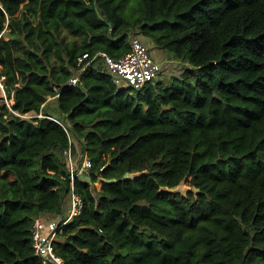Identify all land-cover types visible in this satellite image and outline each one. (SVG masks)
<instances>
[{
  "label": "trees",
  "instance_id": "16d2710c",
  "mask_svg": "<svg viewBox=\"0 0 264 264\" xmlns=\"http://www.w3.org/2000/svg\"><path fill=\"white\" fill-rule=\"evenodd\" d=\"M131 32L181 77L121 86L96 57L66 86ZM0 64L12 108L57 110L92 159L55 242L66 264H264V0H0ZM68 144L0 104V264H42L32 224L68 204Z\"/></svg>",
  "mask_w": 264,
  "mask_h": 264
},
{
  "label": "built area",
  "instance_id": "2783aa9c",
  "mask_svg": "<svg viewBox=\"0 0 264 264\" xmlns=\"http://www.w3.org/2000/svg\"><path fill=\"white\" fill-rule=\"evenodd\" d=\"M130 50L120 58H114L107 52L100 51L90 58L88 52L78 57L80 68L70 78L66 86L71 87L78 84L81 73L89 65L90 59H99L105 69L112 76L113 80L121 86H133L140 88L148 82L158 80L162 77L165 61L157 60L153 57L149 48L143 42L141 35L130 33ZM172 60V59H171ZM51 99V96L49 97ZM13 96L8 93L6 76L2 73L0 64V104H5L14 113L23 118L34 119L36 117H47L50 120L61 124L69 137V144L63 149L66 176L70 182L68 194V204L64 209L54 216L40 215L34 219L32 224V241L35 256L42 264H66L65 259L59 255L55 248L59 233L63 227L81 213L83 202L81 196L76 192V179L90 180L92 159L83 147L82 140L77 138L58 115L45 114L40 112L20 113L12 108Z\"/></svg>",
  "mask_w": 264,
  "mask_h": 264
},
{
  "label": "rangeland",
  "instance_id": "374dc122",
  "mask_svg": "<svg viewBox=\"0 0 264 264\" xmlns=\"http://www.w3.org/2000/svg\"><path fill=\"white\" fill-rule=\"evenodd\" d=\"M5 32H8L5 30L2 31L1 35ZM6 38L8 37V33L5 34ZM142 40L143 42L146 44V46L149 48L150 52L152 53V48L155 52L156 55L162 57L161 59L164 60L167 56V58L169 57H172L171 55L167 54L166 51H164L162 48L158 47L157 49H161L160 53L157 52L156 49H154V46H152V41L146 37H144L142 35ZM153 52V54H154ZM164 58V59H163ZM187 65L188 64H185L183 62H170V68H166L163 73H162V77L160 79H163L164 81H166L167 83L170 82V81H173L174 79L176 78H179L181 77V74L183 72V70L187 69ZM133 94H137V90L136 89H133ZM55 101L54 100H50L49 103H47V107L51 105L50 108H56V105H55ZM54 115L56 114V110H54Z\"/></svg>",
  "mask_w": 264,
  "mask_h": 264
},
{
  "label": "crops",
  "instance_id": "0c3cea01",
  "mask_svg": "<svg viewBox=\"0 0 264 264\" xmlns=\"http://www.w3.org/2000/svg\"><path fill=\"white\" fill-rule=\"evenodd\" d=\"M152 46H154V49H156L157 50V52H161L162 50L161 49H157L158 47L152 42ZM161 50V51H160ZM153 52H154V50H153V48H152V55H153V57L155 58V59H157V60H161V61H165L166 59H167V56H166V58L164 59V60H162L161 58L162 57H160V56H158V55H156L155 54V52H154V54H153ZM172 62V61H171ZM176 62V61H175ZM97 63H98V61H97ZM170 66V62H165V64H164V70L166 69V68H170L169 67ZM51 96V99H49V97ZM50 100H54L56 103H57V100H56V96H53V95H49L48 96V98H47V101H46V103H49V101ZM55 103V104H56ZM57 111V110H56ZM58 112V111H57Z\"/></svg>",
  "mask_w": 264,
  "mask_h": 264
},
{
  "label": "water",
  "instance_id": "95a60500",
  "mask_svg": "<svg viewBox=\"0 0 264 264\" xmlns=\"http://www.w3.org/2000/svg\"><path fill=\"white\" fill-rule=\"evenodd\" d=\"M97 11L99 12V9H97ZM99 13H100V12H99ZM100 16H101L102 18H104L102 14H100ZM107 23H108L110 29H112V27H113V23H112V21H111V20H107Z\"/></svg>",
  "mask_w": 264,
  "mask_h": 264
},
{
  "label": "clouds",
  "instance_id": "9594fccd",
  "mask_svg": "<svg viewBox=\"0 0 264 264\" xmlns=\"http://www.w3.org/2000/svg\"><path fill=\"white\" fill-rule=\"evenodd\" d=\"M171 59H172V60H171ZM166 60H167L168 62H171V61H172V62H175V60H174L173 57H169V58H167ZM160 61H161V60H160ZM176 62H177V61H176ZM163 71H164V69H163Z\"/></svg>",
  "mask_w": 264,
  "mask_h": 264
}]
</instances>
